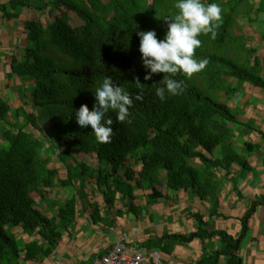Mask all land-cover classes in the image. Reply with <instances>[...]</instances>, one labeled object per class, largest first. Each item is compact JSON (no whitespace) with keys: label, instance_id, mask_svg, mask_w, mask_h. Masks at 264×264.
Returning <instances> with one entry per match:
<instances>
[{"label":"trees","instance_id":"obj_1","mask_svg":"<svg viewBox=\"0 0 264 264\" xmlns=\"http://www.w3.org/2000/svg\"><path fill=\"white\" fill-rule=\"evenodd\" d=\"M215 2L222 8L217 35L201 34L202 44L195 50L196 58L208 59L203 74L227 96L234 88H223L222 78L264 88L263 69L254 57L257 49L236 32L241 27L239 18L254 12L253 1ZM175 4L176 0H0V14L7 19L18 18L24 7L35 5L40 11L24 22L22 47L6 56L9 78L19 77L30 86L23 91V104L13 108L0 93V264H20V258L51 254L63 232L72 227L78 201L91 186L112 212L117 193L132 197L135 187L151 188L154 199L162 196L164 186L202 187L208 168L217 163L210 154L232 140L238 123L223 99L214 98L182 72L173 78L183 81V91L166 95L163 101L155 89L163 84L164 73L144 79L149 70L142 64L137 32L154 29L162 39L169 23L165 17L178 12ZM258 10L264 11V0ZM72 12L81 24L75 23ZM55 51L81 66L60 67L53 60ZM244 51L248 58H239ZM106 75L129 91L133 103L129 120L118 121L115 110L106 113L113 120L114 133L110 142L100 143L90 126L77 123L75 111L82 104L91 110L94 92ZM42 118L46 124L40 122ZM65 144L71 146L63 151ZM92 153L96 165L75 157ZM54 188L64 191L65 198L54 202ZM33 192L39 196L38 205ZM258 203L242 218L237 238L203 228L189 235H165L149 244L167 251L162 245L167 238L190 241L219 236L221 246L195 264H218L221 256L230 264H242L240 245ZM93 216L96 219L95 212ZM18 228L35 239L17 238Z\"/></svg>","mask_w":264,"mask_h":264},{"label":"crops","instance_id":"obj_2","mask_svg":"<svg viewBox=\"0 0 264 264\" xmlns=\"http://www.w3.org/2000/svg\"><path fill=\"white\" fill-rule=\"evenodd\" d=\"M252 1L254 12L248 18L240 17L239 22L247 29V43L257 49L254 57L259 60L264 76V11L258 10L261 0ZM36 5H40L39 2ZM34 6L24 7L18 18L0 16V93L17 107L23 104L21 95L30 86L19 77L9 78L6 56L17 53L26 38L24 22L40 15ZM235 84L233 94L223 93L222 97L227 104L228 100L231 103L232 106L228 105L233 108L238 128L230 142L216 146L210 154L217 163L208 168L209 173L201 180L200 189L199 186L178 189L164 186L162 196L154 199L151 188L135 187L132 197L117 193L115 212H112L107 209L102 195L91 186L86 190L87 196L78 201L72 227L63 232L52 253L30 260L20 258V264H93L95 257L124 240L130 252L159 251L162 259L174 264H195L206 253L221 246L219 236L195 237L190 241L167 238L162 243L169 249L167 251L149 243L165 235H189L203 228L223 230L237 238L242 231V218L258 201L260 203L248 218V232L241 242L239 255L242 264H264V88L247 82ZM83 160L96 165L94 154L84 155ZM36 203L38 205V198ZM39 207L52 216L45 206ZM52 209L56 211L55 206ZM16 232L19 239H35L21 228ZM218 264L230 263L221 256Z\"/></svg>","mask_w":264,"mask_h":264},{"label":"clouds","instance_id":"obj_3","mask_svg":"<svg viewBox=\"0 0 264 264\" xmlns=\"http://www.w3.org/2000/svg\"><path fill=\"white\" fill-rule=\"evenodd\" d=\"M175 7L178 12L165 17L169 23L162 39L157 37L154 29L137 32L140 38L139 51L142 54V64L149 70L146 71L144 79H151L154 73H164L163 84L155 89V94L161 101L166 95H177L183 91V81L173 78L175 74L182 72L190 77L205 68L208 59H198L195 56V50L202 44L199 36L211 33L212 38H215L216 29L222 20V8L215 0L210 3L206 0H176ZM136 82L140 83L139 78ZM94 95L95 103L91 110L87 104H82L75 111V119L81 127L90 126L98 142L107 143L110 142L114 129L113 120L110 117L106 118V113L115 110L118 121L129 120V106L133 100L128 90L107 75ZM139 98L140 95L137 93V99ZM70 146L63 145V151ZM75 157L79 160L84 158L79 154ZM153 252L160 254L159 251Z\"/></svg>","mask_w":264,"mask_h":264},{"label":"rangeland","instance_id":"obj_4","mask_svg":"<svg viewBox=\"0 0 264 264\" xmlns=\"http://www.w3.org/2000/svg\"><path fill=\"white\" fill-rule=\"evenodd\" d=\"M3 1H7V0H1V2H3ZM71 15H72V17L74 18V20H75V23L76 24H81V19L75 14V13H70ZM0 16H2L1 14H0ZM3 17V16H2ZM3 18H5V17H3ZM253 29V27H251L250 28V30H252ZM236 32L238 33V34H240V35H244V37H246L247 35L245 34L246 32H247V29L245 28V26H242V27H237V29H236ZM24 40V39H23ZM22 40V41H23ZM26 43H28V40H26L24 43H23V45L24 44H26ZM20 47H22V42H21V44H20ZM239 58H242V59H245V58H248L247 57V52H241V53H239L238 55H237ZM53 60H54V62L55 63H57L60 67H63V68H74V67H79V66H81V62H76L72 57H70V56H65L64 54H62L61 52H59V51H55L54 52V54H53ZM242 61H244V60H242ZM188 78H190V80H191V82H193L194 84H197V85H199V87L202 89V90H204V91H206L208 94H210L211 96H213L214 98H216V99H224L225 97H222V96H224L223 95V92H220L219 90H217V89H214L213 87H212V83H211V81H210V79H209V77L208 76H206V75H204L203 74V72L202 71H200V72H197V73H193L190 77L188 76ZM222 82L224 83L223 85H224V87L223 88H226V86H231V87H235L236 86V82H238V81H236V80H230V81H226L224 78H222ZM221 94V95H220ZM22 97H23V94L21 95ZM221 96V97H220ZM228 104H230V106H232L231 105V103L229 102V100H228ZM11 105H12V107L14 108L15 107V104H14V102H12L11 101ZM233 109V108H232ZM40 122L42 123V124H46L47 123V121L44 119V118H42V119H40ZM222 146H224V145H222ZM54 193H56L57 195H58V197L57 198H55V200H57V201H59V199L61 198V196L60 195H62V191H60V189L59 190H54L53 189V193L52 194H54ZM33 194H34V196L36 197V198H39V196H38V194L36 193V192H33ZM63 196H65V195H63ZM53 206H55V204L53 205ZM56 207V206H55ZM56 211H57V207H56Z\"/></svg>","mask_w":264,"mask_h":264},{"label":"built area","instance_id":"obj_5","mask_svg":"<svg viewBox=\"0 0 264 264\" xmlns=\"http://www.w3.org/2000/svg\"><path fill=\"white\" fill-rule=\"evenodd\" d=\"M94 264H174L164 260L158 252L145 254L139 251L130 252L127 240L114 244L103 256L97 258Z\"/></svg>","mask_w":264,"mask_h":264},{"label":"bare ground","instance_id":"obj_6","mask_svg":"<svg viewBox=\"0 0 264 264\" xmlns=\"http://www.w3.org/2000/svg\"><path fill=\"white\" fill-rule=\"evenodd\" d=\"M112 246H113V245H112ZM112 246H111V247H112ZM111 247H110V248H111ZM110 248H109V249H110ZM108 251H109V250H108ZM108 251H107V252H108ZM107 252H106V253H107ZM106 253H105V254H106ZM103 255H104V254H103ZM103 255H100V256L95 257V259H94V261H93V264H94V262H95V260H96L97 258H99V257H101V256H103Z\"/></svg>","mask_w":264,"mask_h":264}]
</instances>
